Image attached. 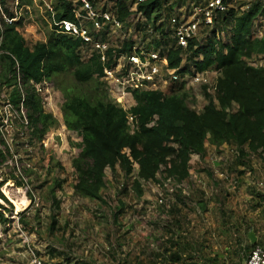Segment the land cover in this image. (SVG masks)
<instances>
[{"label": "rangeland", "instance_id": "1", "mask_svg": "<svg viewBox=\"0 0 264 264\" xmlns=\"http://www.w3.org/2000/svg\"><path fill=\"white\" fill-rule=\"evenodd\" d=\"M57 1L4 0L1 9L23 19L21 33L32 48L57 36L51 21ZM253 1L258 0H233L232 5L240 9ZM177 2L184 6L182 0L167 5ZM110 6L107 0L96 2V9ZM221 39L226 40L225 33ZM111 42L118 44L119 38ZM251 64L264 67V58ZM59 82L76 86L63 75L38 87L45 113L58 122L41 143L29 140L23 113L20 118L8 104L11 89L0 88V193L7 201L0 199L5 209L0 212L8 220L0 223V264H173L176 252L179 264H243L251 252H243L249 233L264 248V201L256 196L264 197V156L240 161L234 146L206 144L198 168L209 175L192 170L181 184L159 173L157 182H141L139 196L134 164L128 178L119 169L106 171L102 201L77 196L72 160L80 152V138L62 124ZM187 91L188 107L201 112L202 89ZM57 181L62 183L53 200Z\"/></svg>", "mask_w": 264, "mask_h": 264}, {"label": "trees", "instance_id": "2", "mask_svg": "<svg viewBox=\"0 0 264 264\" xmlns=\"http://www.w3.org/2000/svg\"><path fill=\"white\" fill-rule=\"evenodd\" d=\"M0 1L4 5V0ZM109 1L114 2L111 10L119 20L129 16L127 0ZM169 1L145 0L138 9L150 20ZM263 2L253 1L244 12L235 7L215 18L213 29L225 33V41L208 39L206 46L196 50L193 49L196 42H190L189 58L198 53L203 56L201 62L193 63L196 71L219 73L216 95L204 92L206 104L200 113L188 107V94L182 86L171 95L134 92L136 105L129 112L117 108L107 100L99 80L103 68L98 57L81 61L80 40L57 35L28 48L21 33L24 25L21 18L11 24L0 19V88L11 89L8 104L20 118L23 113L29 140L41 143L58 122L45 113L37 87L63 75L72 78L76 86L59 82L57 89L63 97L62 124L80 138V152L72 160L76 176L73 191L85 199L102 201L106 171L119 169L128 178L134 164L137 174L133 188L139 196L142 195L141 182H157L159 173L179 184L189 179L192 170L209 175L208 171L198 168L207 154L206 144L215 149L234 146L240 161L250 155L261 159L264 156V68L251 63L264 54V35L256 38L252 34ZM52 10L53 20L74 21L68 0H58ZM169 10L164 9L166 15ZM4 12L10 19L14 17ZM131 47L132 43H124L120 49H110L109 53L130 51ZM182 53L186 52L169 51V68L179 67ZM128 114L134 116L137 123L133 134L129 133ZM193 156L199 161L192 162ZM0 159L4 160L1 151ZM61 183L57 181L51 191L53 200ZM2 186L0 183V189ZM256 196L264 201L262 195ZM0 199L7 202L1 193ZM56 204L58 210L59 203ZM1 209L5 212L2 206ZM7 222L0 212V223ZM259 245L258 242L251 244L248 239V247L243 252L246 254ZM172 246L178 247L177 243ZM170 260L179 264V252L171 255Z\"/></svg>", "mask_w": 264, "mask_h": 264}, {"label": "built area", "instance_id": "3", "mask_svg": "<svg viewBox=\"0 0 264 264\" xmlns=\"http://www.w3.org/2000/svg\"><path fill=\"white\" fill-rule=\"evenodd\" d=\"M229 1L232 2L182 0L184 2L180 5H184L182 8L177 7L179 2L175 3L176 5L173 3L165 5L162 11H156L148 20L138 9L145 0H127L129 16L119 20L111 10L114 2L109 1L111 5L109 8L96 9V3L90 0H74L70 3L74 21H55L54 15L51 21L57 35L81 41L79 48L81 61L87 62L94 56L98 57L103 68L99 80L103 83L107 100L117 108L129 112L136 105L134 92H160L171 95L181 86L184 92H188L190 87L197 86L202 89L203 96L204 92L211 95L212 91L214 95L211 96L215 97L219 73L211 70L196 71L193 63L201 62L203 56L198 53L189 58L187 51L191 41L196 42L194 50L206 46L208 39L222 41L223 32H219L217 28L213 29L214 20L219 14L235 9L232 5L233 0ZM248 7L249 4L244 5L240 12L246 11ZM164 9H171L169 15H166ZM261 9V14L253 26L261 25L264 30V2ZM157 15L159 17L155 19ZM0 19L6 24H11L19 18L14 15L10 19L2 11L0 1ZM145 27L148 30L145 31ZM115 36L119 38L118 44L111 42ZM124 43H132L130 51L109 53L110 49H120ZM170 50L186 52L180 56L178 68L168 67L167 57ZM261 57L264 58V54ZM211 76H214V81H211ZM136 124L134 116L128 114L127 125L130 134L135 132ZM159 203L162 201L159 200ZM33 264L40 263L34 261ZM243 264H264V248L260 246L253 248Z\"/></svg>", "mask_w": 264, "mask_h": 264}, {"label": "crops", "instance_id": "4", "mask_svg": "<svg viewBox=\"0 0 264 264\" xmlns=\"http://www.w3.org/2000/svg\"><path fill=\"white\" fill-rule=\"evenodd\" d=\"M252 34L258 38H261L264 35V30L261 25L253 26Z\"/></svg>", "mask_w": 264, "mask_h": 264}, {"label": "water", "instance_id": "5", "mask_svg": "<svg viewBox=\"0 0 264 264\" xmlns=\"http://www.w3.org/2000/svg\"><path fill=\"white\" fill-rule=\"evenodd\" d=\"M248 239L250 240L251 244H255V238H254L253 234L249 233Z\"/></svg>", "mask_w": 264, "mask_h": 264}]
</instances>
